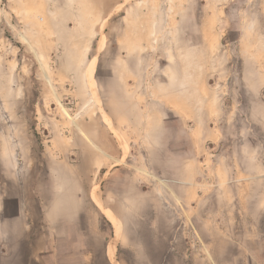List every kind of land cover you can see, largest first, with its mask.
Returning a JSON list of instances; mask_svg holds the SVG:
<instances>
[{
	"label": "rangeland",
	"instance_id": "rangeland-1",
	"mask_svg": "<svg viewBox=\"0 0 264 264\" xmlns=\"http://www.w3.org/2000/svg\"><path fill=\"white\" fill-rule=\"evenodd\" d=\"M62 191L93 234L123 221L119 264H264V0H0L13 253Z\"/></svg>",
	"mask_w": 264,
	"mask_h": 264
},
{
	"label": "crops",
	"instance_id": "crops-1",
	"mask_svg": "<svg viewBox=\"0 0 264 264\" xmlns=\"http://www.w3.org/2000/svg\"><path fill=\"white\" fill-rule=\"evenodd\" d=\"M110 67L112 68L111 77H113L116 72H119V67ZM117 180L125 181L126 186L115 187L116 189L111 191L108 198L118 200L117 206L121 215L125 219H129L128 217L134 213L132 207L137 199L135 191L130 189L133 180L127 173H124L118 177L115 176L110 181L116 182ZM74 197L82 198L78 194ZM70 198L72 196L69 193L62 191L52 204L43 207L42 214L46 231L40 238L41 243L34 237L35 234L32 229L24 227L23 224L18 228L22 233L29 229L27 230L29 231L27 233L29 240L26 244L27 255L25 257L10 250L11 246L7 239L10 227L4 225L2 228L0 226V234L3 232V240L0 239V264H119L118 247H121L123 240V221L122 230H118V233H114V228L109 232L105 226H102L97 229L96 234H93L82 225L81 215L83 211L74 207V204L69 201ZM98 208L108 216H113V214L116 216L115 210L112 208H105L103 204L102 206L99 204ZM7 213L8 211L3 208V215ZM111 219H114V216ZM63 241L66 242L69 251L67 256L57 254V247ZM61 259H65V261Z\"/></svg>",
	"mask_w": 264,
	"mask_h": 264
}]
</instances>
